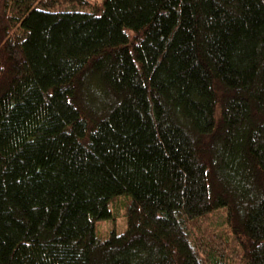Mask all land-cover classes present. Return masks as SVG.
<instances>
[{
  "label": "trees",
  "instance_id": "16d2710c",
  "mask_svg": "<svg viewBox=\"0 0 264 264\" xmlns=\"http://www.w3.org/2000/svg\"><path fill=\"white\" fill-rule=\"evenodd\" d=\"M0 264H264V0H0Z\"/></svg>",
  "mask_w": 264,
  "mask_h": 264
},
{
  "label": "rangeland",
  "instance_id": "374dc122",
  "mask_svg": "<svg viewBox=\"0 0 264 264\" xmlns=\"http://www.w3.org/2000/svg\"><path fill=\"white\" fill-rule=\"evenodd\" d=\"M101 1L102 0H92V2H97V4H100ZM129 203H131V197L127 194L117 196L109 202V209L111 210L112 216L95 222V233L98 238H107L113 230L117 233H121L125 230V212L130 205ZM224 210L223 208L218 209L214 213L206 216L199 223V232H197V235L201 236L200 238H210L208 236L212 235L213 237L216 236V238L220 236L224 241L230 240L231 242L233 240L227 228V224L225 223Z\"/></svg>",
  "mask_w": 264,
  "mask_h": 264
}]
</instances>
